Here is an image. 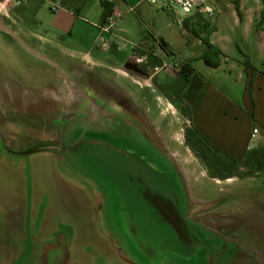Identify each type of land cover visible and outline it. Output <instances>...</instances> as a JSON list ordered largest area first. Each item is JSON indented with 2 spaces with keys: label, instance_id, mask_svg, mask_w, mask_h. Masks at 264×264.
<instances>
[{
  "label": "rangeland",
  "instance_id": "rangeland-1",
  "mask_svg": "<svg viewBox=\"0 0 264 264\" xmlns=\"http://www.w3.org/2000/svg\"><path fill=\"white\" fill-rule=\"evenodd\" d=\"M134 1L138 0H126L128 4ZM52 2L36 0L35 6L14 10L0 23L53 62L84 97L87 89L100 90L111 78L112 90L132 99L142 124L177 168L191 220L229 244L232 259L221 261L217 255L212 260L210 250L199 249L188 255L175 254L161 240L150 237L148 241L142 229L134 233L124 197L128 182L119 174L120 162L106 158L101 149L85 148L75 155L40 152L0 160V240L23 247V253L7 251L3 263L0 250V264H38L44 249L54 257L50 262L64 264H124L121 258L125 257L135 264H264V174L242 180L210 179L204 165L185 145L188 119L167 97L173 95L170 87L177 80L183 59L203 49L195 36L172 24L164 9L148 0H140L138 7H118L120 16L110 34L94 29L100 23L99 0H85L80 13L70 17L60 2H54L59 9L52 12ZM148 34L162 38L165 57L152 55L155 46ZM90 49L93 58L100 57L98 60L79 58ZM131 50L146 57L137 68L147 76L124 68L132 61ZM162 62L167 67L154 74L153 68ZM114 67L118 69L111 70ZM90 68L94 78L88 82L84 72ZM59 73L51 63L36 58L0 30V135L4 145L18 151L53 138L54 132L50 130L47 135L45 129L55 128V119L73 111L74 117L66 121L65 137H72L76 126L81 135L85 126L87 133L97 130L87 121L88 114L83 116L86 109L80 111L85 106L83 98L71 92ZM163 169L169 170L166 166ZM133 199L136 212L142 204L138 197ZM116 245L122 248L123 257ZM34 246L37 253L30 250Z\"/></svg>",
  "mask_w": 264,
  "mask_h": 264
},
{
  "label": "flooded vegetation",
  "instance_id": "flooded-vegetation-1",
  "mask_svg": "<svg viewBox=\"0 0 264 264\" xmlns=\"http://www.w3.org/2000/svg\"><path fill=\"white\" fill-rule=\"evenodd\" d=\"M93 73L91 68L84 72L88 82L90 78H94L91 75ZM108 80L109 83L112 82L111 78ZM109 83L102 84L100 90L87 89V97L76 93L83 98L85 105L80 111L86 109V115L83 116L88 114L87 121L93 122V127H96L97 130H90L87 133V126H85L81 128L84 130V135H81L78 133L79 127L76 126L72 137H65L66 121L74 117L76 111H73L61 119H55L57 123L53 126L55 128L45 129L47 135L50 134V130L52 134L54 132L53 138L38 141L36 144L25 146L18 151L4 145L0 135V153L4 156L14 157L7 154L6 151L22 153L40 145H51L58 148L53 152L47 151L57 155H75L85 148L101 149L106 154V158L114 163L120 162L119 174H122L128 182L124 189V197L127 198L128 215L133 219L134 233L137 234L139 228L140 231L142 229L146 232L148 241L150 237L155 241L161 240L166 243L165 248L171 249L175 254L188 255L193 250L199 249L202 252L210 250L213 256L212 260L217 255L220 256L221 261L232 259L233 250H230L229 244L216 233L191 220L185 186L175 164L168 157L167 152L160 151L161 148L142 124L140 114L132 104V99L124 93L112 90ZM44 86L45 84L41 88ZM42 104L44 105V102ZM50 118L52 119V115ZM20 147H22L21 144ZM3 150L5 151L3 152ZM164 166L169 170H164ZM145 187L159 198L164 207L153 206L152 201L150 202L144 194ZM133 197H138L142 204L136 212L132 209ZM115 249L118 255L122 254L120 245H116ZM52 258L54 257L44 249L38 258V264L65 263H53L56 260L50 262ZM121 259L125 264H135L128 257Z\"/></svg>",
  "mask_w": 264,
  "mask_h": 264
},
{
  "label": "crops",
  "instance_id": "crops-1",
  "mask_svg": "<svg viewBox=\"0 0 264 264\" xmlns=\"http://www.w3.org/2000/svg\"><path fill=\"white\" fill-rule=\"evenodd\" d=\"M35 1L27 0L21 9L25 11L26 8L35 6ZM106 1L111 3L116 11H118V7H127L128 4L126 0ZM53 2L59 3L55 0ZM131 4L138 7L141 2L140 0L134 1L128 6ZM262 9V0H198L196 10L186 18L180 19L182 23L184 19L199 14L205 20V24L214 28L207 36L208 42L218 48L223 55L221 65L216 69L207 66L199 59L203 49L199 50L196 56L188 57L189 59L183 57L184 63H187L192 69L180 94L183 105L190 111L191 119L187 121L190 127H193L204 137L212 149L237 161L242 160L249 150L259 147L262 140L260 135V125L264 121V76L262 74L264 69V23L260 19ZM67 11V17H70L71 14L77 16L70 10ZM101 12L100 23L95 24L94 27L98 33L101 26ZM67 17L63 16L62 19L68 22ZM62 28H58V31L65 30ZM69 34H71L70 31ZM28 35L31 36V34ZM150 35L155 38L160 37L155 34ZM188 40L189 38L185 40L187 44ZM196 40L198 41V39ZM238 48L248 56L251 65L257 69L252 83L250 75L244 70V58L239 54ZM92 51L93 49H90L88 52L79 54V58L92 57V53H90ZM174 57L176 59L173 61L178 62L177 55ZM97 58L100 57L93 59L96 61ZM65 64H67L66 61ZM113 69L118 68L114 67L111 70ZM176 79L178 80V78ZM254 128L258 129L259 135L256 138H251V131ZM0 160L6 161L4 155L1 154ZM26 240L22 239L23 242ZM11 249L21 251L23 247H16L8 241L3 244L0 240L1 261L6 252ZM30 250L32 253L38 251L37 246ZM39 250L41 251V249ZM123 263L125 264L124 261Z\"/></svg>",
  "mask_w": 264,
  "mask_h": 264
},
{
  "label": "trees",
  "instance_id": "trees-1",
  "mask_svg": "<svg viewBox=\"0 0 264 264\" xmlns=\"http://www.w3.org/2000/svg\"><path fill=\"white\" fill-rule=\"evenodd\" d=\"M59 1L62 8L70 10L74 15H77L83 7L85 0H55ZM263 9L260 16L261 21L264 23V0H262ZM101 12V24L103 25L113 12V6L106 0H99ZM182 28L189 31V33L195 36L196 39L203 46V50L199 55V59L202 60L207 66L213 67V69L219 68L221 65L222 53L213 44L208 42L207 36L213 31V27H209L205 24V20L199 15L195 14L192 17L184 19L181 23ZM153 37V36H152ZM153 42H157L160 46V50L166 55L165 44L159 38H153ZM239 54L244 58L243 65L245 72L252 78L257 72V69L251 65L248 56L243 54L238 48ZM154 60L156 58L154 57ZM158 62V61H157ZM161 65V63H160ZM192 73V69L187 63H184L179 67L178 80L170 87L172 96L168 95V99L172 104L176 105L180 113L188 120L191 119L190 111L183 105L180 94L187 83L188 76ZM264 76V69L262 71ZM261 144L259 147L251 149L242 158L237 161L228 156L220 154L218 151L211 148L210 144L199 134L193 127H187L185 129V145L193 151L196 155L195 158L201 162L207 170V175L210 179L224 180L237 178L239 180L249 177L255 178L261 173L264 174V121L260 125Z\"/></svg>",
  "mask_w": 264,
  "mask_h": 264
},
{
  "label": "built area",
  "instance_id": "built-area-1",
  "mask_svg": "<svg viewBox=\"0 0 264 264\" xmlns=\"http://www.w3.org/2000/svg\"><path fill=\"white\" fill-rule=\"evenodd\" d=\"M27 0H0V19H7L10 17V14L17 9H21ZM151 4H159L161 8L166 11L174 10L176 12V17L186 18L188 15L192 14L193 11L198 7V0H148ZM50 8L52 12L58 11L59 7L54 3H50ZM133 9H129V12H133ZM120 13L113 8V12L107 17L105 23L99 27V34H110L116 27L117 21L119 19ZM179 20V19H178ZM180 22V21H179ZM148 39L154 41L150 34H148ZM98 41H102L101 37H97ZM155 46V53H152L153 56H162L165 55L161 50L157 42H153ZM132 61L138 65L144 64L146 57L138 56L132 51ZM167 67L166 63H161V65L153 68L154 74H157L158 71L163 70ZM259 135L258 129L254 128L251 131V138H256Z\"/></svg>",
  "mask_w": 264,
  "mask_h": 264
},
{
  "label": "water",
  "instance_id": "water-1",
  "mask_svg": "<svg viewBox=\"0 0 264 264\" xmlns=\"http://www.w3.org/2000/svg\"><path fill=\"white\" fill-rule=\"evenodd\" d=\"M163 12L165 13V16L169 20H171L172 24H177V26L180 27L179 20L177 19L176 12L174 10H169V11L164 10ZM0 30H1V32H4V33L8 34L9 36H11L13 39H15L24 50H26L30 54L36 56V58L51 63V65H53L54 68L59 73L58 67L56 65H54L53 62H51L48 58H46V57L40 55L39 53H37L34 49L30 48L21 38H19V36L14 31L9 29L5 25H2L1 23H0ZM137 66H138V64L130 61V62L126 63L124 68L127 71L135 72V73L140 74V75H142L144 77L147 76L146 74H143L142 71L137 68ZM60 77L65 81V84L70 88V90L72 92L80 94V95H83L82 93H80V91H77L76 89L71 87V84H69V82H68V80L66 79L65 76L60 74ZM56 150H58V148L52 147L51 145H40V146H38L36 148L33 147V148H31L29 150H26L25 152H22V153H16V152L8 151V150L6 151V153L9 154V155L16 156V157H21V156H25V155L33 153V152L34 153L47 152V151L53 152V151H56ZM4 151L5 150H3V152ZM145 189L146 190H144V194H145L146 198L150 202L152 201L151 203L153 204V206H155L156 208L164 207L163 203L159 200L158 197H156V195L152 194L147 187H145Z\"/></svg>",
  "mask_w": 264,
  "mask_h": 264
}]
</instances>
